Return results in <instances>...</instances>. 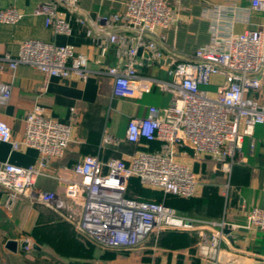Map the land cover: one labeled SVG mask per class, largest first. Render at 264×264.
Masks as SVG:
<instances>
[{"label": "built area", "instance_id": "obj_1", "mask_svg": "<svg viewBox=\"0 0 264 264\" xmlns=\"http://www.w3.org/2000/svg\"><path fill=\"white\" fill-rule=\"evenodd\" d=\"M251 7L264 11V0H251ZM33 14L44 16L45 25L55 33L70 34L73 21L86 26L87 35L101 50L98 63L102 68L98 73L113 79L115 96L141 98L157 86L172 97L167 106L150 105L146 115L133 117L128 124L130 142L161 140V150L139 151L129 162L119 157L104 161L97 155H87L74 164L72 170L77 177L70 180L65 195L77 208L54 191L36 188L38 177L48 175L51 159L66 152L74 114L70 122L63 123L45 116L41 107L34 108L25 117L22 141L13 139L9 124L0 120L1 141L11 143L13 149L21 145L36 147L41 155L37 164L28 167L0 161L5 211L12 212L20 199L31 198L65 211L66 218L79 230L110 248L137 245L159 230L211 225L218 231L210 236L200 232L201 246L216 250L218 259L225 230L235 226L226 221L198 222L164 202L129 198L128 184L137 176L144 186L165 194L192 196L198 177L189 164L177 159L179 148L210 156L225 172L245 160L242 148L246 137L253 136L258 124H264V28H248L232 35L212 24L209 42L192 56L180 58L175 50H164L162 31L178 22L170 0H128L123 11L95 19L81 7L80 0H40ZM24 15L14 6L0 9L1 22L16 23ZM112 45L118 62L107 64L104 58ZM142 51L146 62H157L167 78L141 74ZM0 60L11 68L30 64L47 77L87 80L91 74L89 56L70 43L25 40L16 56L0 50ZM215 76L223 81L215 83ZM11 92V84H0V102H7ZM113 141L110 134L104 135L105 143ZM245 227L264 233V208L250 210Z\"/></svg>", "mask_w": 264, "mask_h": 264}, {"label": "crops", "instance_id": "obj_2", "mask_svg": "<svg viewBox=\"0 0 264 264\" xmlns=\"http://www.w3.org/2000/svg\"><path fill=\"white\" fill-rule=\"evenodd\" d=\"M39 1L0 0V9L14 6L25 14L16 23L0 21V50L16 56L21 43L30 39L57 44L70 43L89 56L91 74L87 80L77 76L47 77L30 64H19L11 68L7 62L0 60V84L8 83L12 86L9 100L0 102V120L9 124L13 139L22 141L25 117L34 108L41 107L45 116L63 123L70 122L74 114L76 119L66 152L61 157L51 159L46 170L48 175L39 176L36 183L37 189L54 191L66 200V188L70 180L77 177L72 168L85 156L97 155L104 161L119 157L129 162L139 151L161 150V140L130 142L127 139L128 124L131 118L146 115L150 105L167 106L172 96L157 86L141 98L115 96L113 79L98 73L102 68V64L98 63V60H102L101 50L93 38L87 35L86 26L73 21L70 34L55 33L45 25L44 16L33 14ZM127 1L80 0V5L90 18L95 19L102 14L123 11ZM170 1L177 13L178 22L162 31L164 50L168 53L171 49L175 50L180 58L192 56L198 48L209 42L212 24H217L220 31L232 35L248 28H264V11L253 10L251 0ZM141 57L144 62L139 67L141 74L167 78L166 71L157 62H146L144 51ZM104 61L107 64L118 62L114 45L110 47ZM213 79L215 83L223 81L221 76ZM212 89L216 90V86ZM105 134H110L114 141L105 143ZM178 150L177 159L189 164L197 174L195 193L189 197H176L145 186L148 192L140 199L157 197L178 214L198 222L226 221L235 226L229 228L228 233L225 232L218 259L213 256L210 248L204 249L201 246V234L195 235L206 224H199L193 229L159 230L149 234L137 245L110 248L79 230L75 223L66 218L65 211L61 212L31 198L24 197L12 212L5 211V194L0 189V228L6 237L5 244L9 239L18 241L17 251L7 249L4 244L5 249L17 257L20 262L18 264H41L38 260L41 262L42 257L34 253L70 259L83 257L85 264H261L264 261V233L247 229L245 225L250 210L255 207L264 208V124H258L253 136L246 137L242 148L245 160L236 163L227 172L231 174L229 178L210 156L199 154L191 148ZM40 156L36 147L21 145L13 149L11 143L0 140V161L28 167L37 164ZM207 163L214 166V174L211 176L215 179L213 185L219 188L223 186L227 191V199H223L222 191L220 194V191L217 192L221 195L222 207L218 205L210 208L206 204H211L209 198H202L204 184L197 168ZM203 173L207 175L209 171ZM191 198L200 199L197 207L199 215L182 212L186 204L177 203L179 199ZM10 227L13 230L8 231ZM203 229L210 235L214 232L211 228ZM54 237L64 238V247L53 245ZM30 247L34 253L30 252ZM55 250L58 252L56 255ZM23 252L29 253L23 255Z\"/></svg>", "mask_w": 264, "mask_h": 264}, {"label": "rangeland", "instance_id": "obj_3", "mask_svg": "<svg viewBox=\"0 0 264 264\" xmlns=\"http://www.w3.org/2000/svg\"><path fill=\"white\" fill-rule=\"evenodd\" d=\"M193 155V154H192ZM195 156V155H193ZM199 165V164H198ZM200 166V165H199ZM197 168V170L199 171V174H200V178L204 184V193L202 195V198H209V200L211 201V204L210 203H206L208 207L211 208V206L213 208L217 207L219 205V207H222V203H220L221 201V195L219 196L217 192H219V194L221 193V191L223 192V199L224 197L227 199V191L226 189H224V187L222 186V188H219L214 184V178H212L211 176L214 174V170H213V164L212 163H207V164H202L201 165V168ZM209 171V174H205L203 173L202 171ZM228 178L230 177L231 174L229 173H224ZM224 175V176H225ZM177 200V199H176ZM200 199L199 198H191V199H179L178 200V204L180 202H182V204H186L184 205V209L182 212H185V213H190V214H195V215H199V211L197 209V207L200 205ZM66 201L70 204H72L75 208L78 207V205H76L75 203H73L69 198L66 197ZM13 230L12 227H10L8 229V231H11ZM191 231V230H189ZM207 235H210L208 232L205 231V229H199L196 233L194 231H191L192 233H195L196 236H200V232H202ZM77 232V231H75ZM78 233V232H77ZM79 234V233H78ZM5 239L6 237L4 236L3 232L1 231V228H0V264H18L20 263L19 260L17 259V257L11 255L9 253L8 250L5 249L4 247V244H5ZM55 239V242L53 243V245L55 246H59V247H64V245L66 244L64 242V238L62 237H54ZM31 248V247H30ZM32 250V248H31ZM30 252H33L34 251H30ZM27 253L29 252H23V255H26ZM32 254V253H30ZM36 256L38 257H42L41 258V262L38 260L39 263L41 264H85V258L83 257H78V258H75V259H70V258H65V257H54L53 255H49V254H37V253H34ZM54 254H58L57 250L54 251ZM22 255V254H21ZM73 260H76L73 261ZM45 262H49V263H45ZM88 263H90V261H87ZM87 264V263H86ZM116 264V263H114Z\"/></svg>", "mask_w": 264, "mask_h": 264}, {"label": "trees", "instance_id": "obj_4", "mask_svg": "<svg viewBox=\"0 0 264 264\" xmlns=\"http://www.w3.org/2000/svg\"><path fill=\"white\" fill-rule=\"evenodd\" d=\"M153 141H155V140H153ZM147 192H148V189L143 185V183L141 182L139 177H137V176L131 177L129 184H128V190H127V196L129 198L140 199V197L145 195V193H147ZM161 195H163V194H161ZM166 195H169V194H166ZM173 196L179 197L177 195H173ZM149 200L159 201V199L157 197H152Z\"/></svg>", "mask_w": 264, "mask_h": 264}, {"label": "water", "instance_id": "obj_5", "mask_svg": "<svg viewBox=\"0 0 264 264\" xmlns=\"http://www.w3.org/2000/svg\"><path fill=\"white\" fill-rule=\"evenodd\" d=\"M6 199V196H4V200ZM203 228H211L214 232H217L218 230L216 228H212L211 226H201L199 229ZM230 229H226L225 232L228 233ZM6 248L11 250V251H17L18 250V241L14 239H9L6 244ZM23 246H26V244H23ZM213 256H216V250H212ZM264 264V261L261 263Z\"/></svg>", "mask_w": 264, "mask_h": 264}]
</instances>
